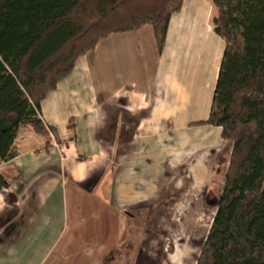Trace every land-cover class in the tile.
Here are the masks:
<instances>
[{
    "label": "crops",
    "instance_id": "obj_1",
    "mask_svg": "<svg viewBox=\"0 0 264 264\" xmlns=\"http://www.w3.org/2000/svg\"><path fill=\"white\" fill-rule=\"evenodd\" d=\"M208 2L215 19L214 0H182L161 51L145 25L112 33L80 56L40 102L54 139L18 128L15 154L0 163L10 184L0 190V264H101L117 246L120 222L130 231L137 220L166 218L169 206L168 219L193 214L178 207L176 191L192 196L199 172L228 163L231 152L220 127L192 125L208 118L213 95L193 87L191 61L201 56L189 48ZM206 30L220 51L211 22ZM139 41L155 47L149 66ZM218 53L205 64L212 80ZM168 235L158 264H190V239ZM81 251L94 260L70 257Z\"/></svg>",
    "mask_w": 264,
    "mask_h": 264
},
{
    "label": "trees",
    "instance_id": "obj_2",
    "mask_svg": "<svg viewBox=\"0 0 264 264\" xmlns=\"http://www.w3.org/2000/svg\"><path fill=\"white\" fill-rule=\"evenodd\" d=\"M224 48L208 118L231 142L196 264H264V0H214ZM182 0H0V163L19 127L50 138L40 102L112 33L152 28L161 51ZM0 172V190L9 187Z\"/></svg>",
    "mask_w": 264,
    "mask_h": 264
},
{
    "label": "rangeland",
    "instance_id": "obj_3",
    "mask_svg": "<svg viewBox=\"0 0 264 264\" xmlns=\"http://www.w3.org/2000/svg\"><path fill=\"white\" fill-rule=\"evenodd\" d=\"M210 3L211 2H208L207 7H205L203 17L201 15V9L199 10L198 19L200 18V23H198L196 27L194 34L196 36L193 38V40L191 38V47H189L190 49L192 48V51L198 54L199 57L201 56L200 60L191 61V66L193 67V75L191 76L193 87L194 85H196V88L199 90L203 88L206 96H208L209 99H211L210 94L213 93L215 79L212 80V75L210 73V69L208 68L210 67V65L206 67L205 64L213 60L215 51L216 54L217 52H219L218 54L220 61L223 50V42L216 34V40L219 39L221 43L220 51H218L216 47L217 41L210 38V35H207L206 27L210 25V22L214 28V19L212 18L213 16L210 12ZM146 27L148 28H144L145 30L150 29L149 25H147ZM139 42V45L141 46V53L145 54L147 57L148 63L144 64L145 66H149V64L151 63V58L148 60V58L150 57L148 53H152L153 56L155 53L151 51H154L155 47H153V45L149 46V42L147 44L143 41ZM190 49L188 51H190ZM228 143L231 148V142L228 141ZM227 167L228 163H226L225 160H221V163L218 166L216 165L213 170H211V167L209 169V165H206V170L209 169V171L199 172L197 187L195 190H191L192 196L183 194L185 191L183 190L184 188L176 191L177 194H179L178 198H180L182 202V205L178 207L183 211H192V215L186 214V212H184L182 213V219L180 220L176 219V217L174 219H168L172 210V207L169 206L165 209L166 218L164 217L158 219L157 216L156 218L152 216L149 219L137 220L136 225L135 223H133V225L132 223H130V227H132L130 231L127 230L124 222H120L121 229H119V231L120 233L122 231V233L118 238L117 246L103 255L101 264H158L159 261H161L162 257H164L163 253L165 252L166 254V251L163 250V248L169 247L167 238L170 235L168 234L176 232L182 233V239H190L192 248H190L189 254H191L189 257L190 264H193L191 262L195 258V256L199 255L202 244L216 211ZM203 176H205V178ZM187 200L189 201V203L187 202ZM183 201L185 202V204ZM152 211H158L157 207H155ZM138 249H140V252H138ZM69 254L70 257L85 255L87 259L90 260L89 262H91V260H94L95 256V253L91 255L89 252L86 253L83 251ZM81 257L83 260H85L83 256ZM136 260L140 261L136 262Z\"/></svg>",
    "mask_w": 264,
    "mask_h": 264
},
{
    "label": "built area",
    "instance_id": "obj_4",
    "mask_svg": "<svg viewBox=\"0 0 264 264\" xmlns=\"http://www.w3.org/2000/svg\"><path fill=\"white\" fill-rule=\"evenodd\" d=\"M49 136L51 139H54V134L52 132L49 131Z\"/></svg>",
    "mask_w": 264,
    "mask_h": 264
}]
</instances>
